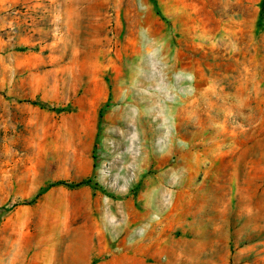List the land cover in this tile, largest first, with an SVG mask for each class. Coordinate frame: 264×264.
<instances>
[{"label":"rangeland","instance_id":"rangeland-1","mask_svg":"<svg viewBox=\"0 0 264 264\" xmlns=\"http://www.w3.org/2000/svg\"><path fill=\"white\" fill-rule=\"evenodd\" d=\"M262 2L0 0V264H264Z\"/></svg>","mask_w":264,"mask_h":264},{"label":"trees","instance_id":"trees-1","mask_svg":"<svg viewBox=\"0 0 264 264\" xmlns=\"http://www.w3.org/2000/svg\"><path fill=\"white\" fill-rule=\"evenodd\" d=\"M262 10L264 11V0L262 2ZM31 103L35 104V105L39 104L38 102H31ZM90 183H91L90 179L81 180V181H79L77 183H74V184H68L66 181H55V182H52V183L48 184L45 188H43L41 191H39L36 194V196H39L42 192L46 191L48 188L53 187V186H57V185H66V186H69V187H80V186H83V185H88ZM31 201H29V202H31Z\"/></svg>","mask_w":264,"mask_h":264}]
</instances>
